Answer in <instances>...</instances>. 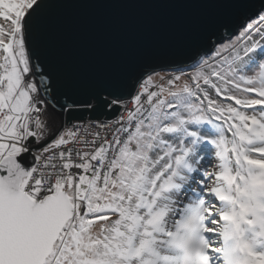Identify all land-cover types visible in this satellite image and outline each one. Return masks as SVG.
Here are the masks:
<instances>
[{
	"label": "snow or ice",
	"instance_id": "obj_1",
	"mask_svg": "<svg viewBox=\"0 0 264 264\" xmlns=\"http://www.w3.org/2000/svg\"><path fill=\"white\" fill-rule=\"evenodd\" d=\"M73 2L0 0V264H264V0H147L180 18L103 75Z\"/></svg>",
	"mask_w": 264,
	"mask_h": 264
},
{
	"label": "water",
	"instance_id": "obj_2",
	"mask_svg": "<svg viewBox=\"0 0 264 264\" xmlns=\"http://www.w3.org/2000/svg\"><path fill=\"white\" fill-rule=\"evenodd\" d=\"M60 11L64 49L74 69L85 75H103L126 62L181 16L178 6L147 0H75Z\"/></svg>",
	"mask_w": 264,
	"mask_h": 264
}]
</instances>
